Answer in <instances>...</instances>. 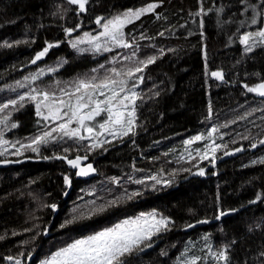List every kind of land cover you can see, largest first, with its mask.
<instances>
[{"label":"trees","instance_id":"obj_1","mask_svg":"<svg viewBox=\"0 0 264 264\" xmlns=\"http://www.w3.org/2000/svg\"><path fill=\"white\" fill-rule=\"evenodd\" d=\"M149 3L159 5L155 13L143 15L124 29L125 38L137 43L133 47L136 58L157 56L136 88L143 97L137 101L136 134L93 151L87 150V140L65 138L41 147L39 155L26 150L21 156H0V264H7V257L18 258L22 264H40L76 239L110 228L118 220L153 211L173 222L171 230L154 236L151 247L128 257L130 264H178L190 245L211 248L212 252L228 246L230 264L264 261V202L250 203L257 195L264 200V164L253 163L264 159V145L250 147V141L264 139V112L259 110L264 109V101L244 88L245 84L255 86L264 81V46L244 54L239 43L241 35L261 28L262 18L258 16V23L250 24V13L242 14L241 0H88L83 13L67 0H0V104L24 95L15 85L35 70L31 60L48 43L61 45L50 51L46 61L63 56L66 64L56 74L62 79H45L37 89H66L76 79L94 75L106 59L93 62L90 56L78 57L67 39L84 31L95 32L98 17H103V22ZM220 8L224 11L219 12ZM77 26L71 36L66 35L64 29ZM5 42L13 46H2ZM205 64L209 73L222 71L226 83L206 76ZM254 109L247 119H239ZM7 111L11 112L10 122L18 127L8 129L5 139L27 143L42 134L44 124L38 123L34 104L25 102L19 110ZM226 123L229 126L223 127ZM212 127L219 128L216 135L223 137L221 144H227L223 151L234 154L216 160L215 166L198 158L191 163L181 161L178 150L184 141ZM237 148L244 150L235 152ZM14 151L9 149L10 153ZM86 154L85 162L94 163L96 169L95 177L87 181L79 180L63 161L43 158ZM197 164L199 168L208 167L204 175L194 174L198 172L194 167ZM65 175L70 177L71 187L65 185ZM151 176L161 183L151 180ZM136 179L145 183H133ZM136 191L142 194L126 198ZM88 192L95 195H86ZM118 197L121 199L117 205L107 211L60 227L71 218L74 208L87 212L94 199L99 205ZM51 204L56 205L55 211L47 206ZM218 209L234 214L217 220ZM205 219V226L189 229V224ZM193 251L203 255L200 250ZM203 263L201 259L198 262ZM206 264H212V260Z\"/></svg>","mask_w":264,"mask_h":264},{"label":"snow or ice","instance_id":"obj_2","mask_svg":"<svg viewBox=\"0 0 264 264\" xmlns=\"http://www.w3.org/2000/svg\"><path fill=\"white\" fill-rule=\"evenodd\" d=\"M67 2L72 5H78L80 13L86 11V5L88 4V0H67ZM241 3L243 5L242 14L250 13L248 21L250 24L256 25L258 23V16L262 18L260 23H264V0H259V2H256V0H241ZM158 6L156 3H149L140 9L128 10L122 14L113 16L103 23L102 20L104 18L98 17L95 23L102 28V31L96 35L85 32L79 39L70 41L71 46L73 49L83 51V49H79V46L87 44L94 53L109 52L113 47L132 48L133 44H130L125 39V27L133 21L139 20L145 14L155 13V9ZM218 11L223 12L224 9L220 8ZM202 12L203 9L201 10ZM201 13H197V15ZM159 18L157 15V19ZM200 24L202 27L203 21ZM78 27L66 28L64 31L66 35L71 36ZM160 35H163V33H160ZM141 38L143 39L144 37ZM17 43L21 42L18 41ZM239 43L244 45L245 52H252L254 48L264 46V27L258 31L247 32L241 35ZM2 46L12 47L13 45L5 42ZM54 46L58 45L48 43L47 47L35 55L31 63L35 64L41 60L48 50ZM135 56L134 51L131 56L126 55L124 57V60L128 61L132 66L121 67L119 69L112 67L103 77L97 78L93 76L91 79L79 80L72 88L61 89L59 94L33 88L27 95H20L18 99H9L7 102L0 104V114H2L0 115V156H5L6 154L21 156L26 150H31L39 155L41 147H47L49 144L57 143L65 138L77 142L87 140L89 141L86 146L87 150L93 151L103 148L106 144H111L114 140L122 141L124 137L134 136L137 127V101L143 99L135 89L143 83L144 76L142 73L145 69L157 60V56L155 55L149 56L146 59L135 58ZM205 69L206 76L219 81L224 80L222 71H211L209 73L207 71V64H205ZM54 70L50 69L49 71ZM42 74L43 71L26 79H30V82H35ZM244 88L247 92L255 93L264 98V81L257 83L255 86L245 84ZM100 97H103V99ZM25 102L34 104L35 115L45 122L42 126L43 131L42 134L34 136L27 143H13L5 139V132L8 129L18 127V125L15 122H10L11 112L7 110H19V108L24 107ZM259 110L264 112V109ZM208 111L209 116H211V105H209ZM255 111L254 109L251 112L245 113L239 119L245 120ZM102 114H106V118L102 122H97V118L101 117ZM261 119L264 120V116H261ZM72 125H75V127ZM222 126L228 127L229 124L226 123ZM218 131V127H212L209 130L207 133L209 142L205 144L203 149L191 150L189 146L197 141L204 140V136L197 135L192 139L186 140L184 144L185 150L188 152L187 162L191 163L192 160L199 158L200 161L207 160L212 166H215L217 152L227 149V144H217L215 139H213L214 134ZM107 137H111L112 139H108ZM243 138L246 140L250 139L248 136ZM220 139H223V137L221 136ZM233 143H236V141L234 140ZM258 144L264 145V139H260L258 142L250 141V147L253 149ZM10 148H14L15 151L10 153ZM243 150V148H237L234 151L240 152ZM64 152L68 153L69 149L65 148ZM223 154L232 155L234 153L232 151H224ZM43 158L66 161L71 168L77 169L75 175L80 177H88L96 172L91 163L82 166V161L88 159L87 154L83 157L76 155L75 158H69L68 155H53L52 157L45 156ZM253 163L264 164V159L253 161ZM194 167L198 168V172L194 174H205V170L199 168L198 164L194 165ZM184 171H190V169H184ZM150 179L157 184L161 183L156 176H151ZM113 182L119 183L118 180H113ZM132 182L136 184L145 183L144 180L140 179L133 180ZM64 183L67 187H71L72 182L68 175L64 176ZM141 194L138 191L132 192L127 194L126 198L132 199ZM86 195L94 196L95 193L88 192ZM120 199L118 197L115 200H109L99 205H97L94 199L89 202L87 212L74 208L71 218L66 219L60 227L66 228L81 220L91 219L93 216L107 211L108 208L116 206ZM257 201L264 202L261 195H257L256 199L250 201V203H256ZM47 206L51 207L53 211L56 210L55 204ZM230 211H235V209ZM228 214L229 212L218 209V215L215 219L219 220L222 216ZM197 223H208V220H200ZM172 224L173 222L170 219L159 215L155 211L146 214L142 213L134 219H125L113 227L96 232L86 238L74 240L57 250L43 264H130L128 257L151 247L152 244L150 242L152 238L159 235L162 231L171 230ZM188 227H194V225L189 224ZM30 230L28 229V231ZM0 239H3V237L0 236ZM204 239L207 240L208 237H204ZM208 251L214 259L215 264H230L228 246L216 252H212L211 248ZM261 256L264 257V252L261 253ZM6 259L14 262V264H22V261L18 258L7 257ZM199 261V257L192 256L190 259H183L182 264H198ZM261 264H264V261Z\"/></svg>","mask_w":264,"mask_h":264},{"label":"rangeland","instance_id":"obj_3","mask_svg":"<svg viewBox=\"0 0 264 264\" xmlns=\"http://www.w3.org/2000/svg\"><path fill=\"white\" fill-rule=\"evenodd\" d=\"M76 7H77V9H79L78 8V5H75ZM147 6V5H146ZM143 7H145V6H143ZM140 8H142V7H140ZM140 8H137V9H140ZM137 9H134V10H137ZM104 22V21H103ZM102 22V23H103ZM262 27H264V23H262V26H261V28ZM102 31V28L100 27V26H98L97 25V30L95 31V32H91V31H84V32H81L80 34H78V35H76V36H73V37H71V38H68L67 39V43H68V46H69V48H70V50L71 51H73L78 57H84V56H90V57H92L93 58V62H97V59L99 60H102L103 61V59H106V60H104L105 61V63H102V64H100V65H98V67H97V69L94 71V72H96V73H94V75H91V76H88L87 74H86V76H83V77H81V78H79V79H76L73 83H70V86H67L68 88L67 89H70V88H72L73 86H74V84L76 83V82H78L79 80H87V79H91L93 76H96L97 78H101V77H103V75H105L112 67H116L117 69H119V68H121V67H126V66H132L131 64H129V62L128 61H126V60H124V57L126 56V55H131V52H133V47H137L136 46V44L137 43H132V41H128L126 38V41L127 42H129L130 44H133V47L132 48H128V49H123V48H119V47H113L112 48V50L111 51H109V52H100V53H94L92 50H91V48H90V46L89 45H87V44H83V45H80L79 46V49H83V51H80V50H78V49H73L72 48V46H71V43H70V41H73V40H77V39H79L85 32H88V33H90V34H92V35H96V34H98L99 32H101ZM258 31V30H257ZM125 32V31H124ZM255 32V31H254ZM126 37V36H125ZM54 45H58V46H54V47H52V48H50L49 50H48V52H47V54L41 59V60H39V61H37L35 64H32L33 65V67H35V70H33L32 72H31V74L29 73V74H27L24 78H22L18 83H16V88L18 89V90H20L21 92H23L24 93V95H27L30 91H31V89H32V87L33 88H37V87H41V82H43V81H45V79H49V78H53L54 76V78H56V79H62V77L61 76H57L56 77V74H58L59 72H60V70H62L63 68H64V66H65V64H66V60H65V58H63V56H61V57H59V58H56V59H53V60H49V61H46L47 59H48V56H49V53H50V51L52 50V49H57V48H59L60 47V43H53ZM47 47V46H46ZM242 50H243V53L244 54H250L251 52H245L244 51V45H242ZM148 57V56H147ZM42 61H46V63H44L43 65H40L39 63L40 62H42ZM92 61V60H91ZM91 61H89V62H91ZM111 62H113V63H111ZM100 63V62H99ZM108 63V64H107ZM101 65H103V67H101ZM37 67V68H36ZM50 69H55L54 71H49ZM41 71H43V74L40 76V78L38 79V80H36L35 82H30V79H26V78H30L31 76H33V75H36L37 73H40ZM71 77H69V78H67V79H70ZM67 79H65V80H67ZM40 81V82H39ZM63 87H64V85H62ZM58 90H60V87H58V86H56L54 89H51V90H49L50 92H55V91H58ZM45 91H47V90H45ZM135 91H136V89H135ZM60 92V91H59ZM59 92L58 93H56V94H59ZM101 99H103V97H100ZM38 118V117H37ZM104 118H106V114H102V116L101 117H98L97 118V122H102V120L104 119ZM38 120H39V124L41 123H45V122H43V121H41L39 118H38ZM95 123V122H94ZM73 127H75V125H72ZM211 129V128H210ZM210 129H208L206 132H204V133H202V134H199V135H202V136H204L205 137V139L204 140H201V141H197V142H195L194 144H192L191 146H189V148H191V150H193V149H203L204 148V146H205V144H207L208 142H209V140L207 139V133L209 132V130ZM197 136V135H196ZM195 137V136H194ZM108 139H112L111 137H107ZM193 138V137H192ZM192 138H190V139H192ZM213 139H215V141H216V143L217 144H221L222 143V141H223V139H220V137L219 136H217L216 134H214V136H213ZM186 141V140H185ZM184 141V142H185ZM200 143V145H198L199 143ZM194 145V146H193ZM196 145H198V146H196ZM11 149V148H10ZM223 152L224 151H218L217 152V154H216V156H217V159L216 160H219V161H221V160H224V159H226L227 157H228V155H224L223 154ZM233 152V151H232ZM234 153V152H233ZM180 156L182 157V159H180V160H183V159H188V152L185 150V144L183 143L182 144V146L180 147ZM194 154V153H193ZM199 159V158H198ZM200 162H202V163H206V164H208V166H211V164L209 163V161H207V160H205V161H200ZM92 163V162H91ZM94 164V163H93ZM208 167H206V168H204L205 170L207 169ZM142 213H139L138 215H136V216H134V217H131V218H126V219H134V218H136V217H138V216H140ZM144 214H146V213H144ZM125 219H121V220H118L115 224H117V223H121V222H123ZM114 224V225H115ZM113 225V226H114ZM113 226H111V227H113ZM100 231H102V230H100ZM97 232H99V231H97ZM96 233V232H95ZM95 233H93V234H95ZM45 236H47V235H45ZM88 237V236H87ZM86 238V237H85ZM204 238V237H203ZM83 239V238H82ZM205 240V239H204ZM200 250L202 253H203V255L202 254H197L196 253V251L194 252L193 250ZM203 249V250H202ZM208 249V248H207ZM207 249L205 248V247H199V246H196V245H190V246H188V248L181 254V256L178 258V264H182V261H183V259H185V258H191L192 256H197V257H201L202 256V258H200L201 259V261L202 262H204L203 264H206L208 261H210V259L212 260V264H215V261H214V259L212 258V256H211V254L209 253V251H208V254H207ZM146 250V249H145ZM55 253V252H54ZM53 253V254H54ZM53 254H51L49 257H47L46 259H44L40 264H43V262L44 261H46L47 259H49ZM7 264H14V262H10L9 260H8V262H7Z\"/></svg>","mask_w":264,"mask_h":264},{"label":"water","instance_id":"obj_4","mask_svg":"<svg viewBox=\"0 0 264 264\" xmlns=\"http://www.w3.org/2000/svg\"><path fill=\"white\" fill-rule=\"evenodd\" d=\"M223 75H224V74H223ZM211 79H213L214 81H216V82H218V83H220V84H225V83H226V82H225V79H224L223 81H219V80H216V79H214V78H211ZM256 96H257L259 99H261V100L264 101V98H262V97H260V96H258V95H256ZM74 158H75V157H74ZM56 160H57V159H56ZM61 161L64 162V164L66 165V167H67V169H68L69 171H71V172H73V173H76L77 169H73V168H71V167L67 164L66 161H64V160H61ZM89 163H91V162H85V160H84V161H82V166H86V165L89 164ZM91 164H92L93 168H95L94 164H93V163H91ZM95 175H96V172H95V174L90 175V176H88V177H80V176H77V175H75V176H76L79 180H81V181H87V180H92V179L95 177ZM232 214H234V212H229L228 215L222 216V217L220 218V220L223 219V218H225V217H228V216H230V215H232ZM206 224H207V223H204V224H201V223H195V224H193L194 227H189V229H195V228L203 227V226H205Z\"/></svg>","mask_w":264,"mask_h":264},{"label":"bare ground","instance_id":"obj_5","mask_svg":"<svg viewBox=\"0 0 264 264\" xmlns=\"http://www.w3.org/2000/svg\"><path fill=\"white\" fill-rule=\"evenodd\" d=\"M182 23V22H181ZM196 32V31H195ZM188 33V32H187ZM227 33V32H226ZM190 36H191V34H189ZM229 35V34H228ZM227 35V36H228ZM201 36V35H200ZM205 38V37H204ZM225 38V37H224ZM201 39V38H200ZM200 39H198V40H200ZM203 39V38H202ZM231 40H232V38H231ZM226 43V42H225ZM178 46V45H177ZM234 46V45H233ZM149 51H151V50H149ZM159 52H162V51H160V50H158ZM263 51V50H262ZM156 52V51H155ZM171 53H174V51H171ZM260 53V52H259ZM263 53V52H262ZM151 54V53H150ZM155 54V53H154ZM153 55V54H152ZM160 55V54H159ZM158 55V56H159ZM156 56V55H155ZM256 56V55H255ZM136 58V57H135ZM255 58V57H254ZM146 59V58H145ZM180 60V59H179ZM246 60V59H245ZM238 61V60H237ZM179 62V61H178ZM253 62V61H252ZM221 64V63H220ZM240 65V64H239ZM238 66V65H237ZM244 67V66H243ZM204 68V67H203ZM244 69V68H243ZM204 70H205V68H204ZM208 70V69H207ZM252 70V69H251ZM253 71V70H252ZM239 72V71H238ZM248 72V71H247ZM256 72V71H255ZM202 73V72H201ZM246 73V72H245ZM236 74V73H235ZM252 74V73H251ZM201 75V74H200ZM246 76H247V73H246ZM203 77V76H202ZM209 77V76H208ZM207 77V78H208ZM240 77V76H239ZM252 77H253V75H252ZM254 77H255V75H254ZM253 77V78H254ZM259 77V76H258ZM248 78V77H247ZM260 79H261V77H259ZM259 79V80H260ZM205 80H207L206 78H205ZM208 81V80H207ZM214 81V80H213ZM241 81V80H240ZM246 81V80H245ZM251 81V80H250ZM254 81V80H253ZM252 81V82H253ZM261 81V80H260ZM254 83V82H253ZM185 133H186V131H184ZM177 135H180V134H177ZM187 135V134H186ZM189 135V134H188ZM191 135V134H190ZM174 138V137H173ZM176 139V138H175ZM175 142H178V141H175ZM199 143V142H198ZM201 143V142H200ZM200 143L198 144V145H200ZM178 144V143H177ZM198 145H196V146H198ZM180 146V145H179ZM194 146V145H193ZM191 149V148H190ZM194 150V149H193ZM178 151H180V150H178ZM173 154V153H172ZM169 155V154H168ZM167 155V156H168ZM181 155V154H180ZM177 156V155H176ZM171 158V157H170ZM165 159V158H164ZM177 159V158H176ZM182 161V160H181ZM187 162V161H186ZM168 163V162H167ZM176 164V163H175ZM181 164V163H180ZM169 165V164H168ZM177 165V164H176ZM177 167V166H176ZM174 168V167H173ZM181 168V167H180ZM197 168V167H196ZM174 170V169H173ZM169 171V170H168ZM171 172H172V170H171ZM163 174H164V172H163ZM166 174V173H165ZM171 174V173H170ZM170 174H169V176H170ZM176 174V173H175ZM181 175L183 174V172L182 173H180ZM167 175V174H166ZM174 175V174H173ZM168 176V175H167ZM172 176V175H171ZM176 176V175H175ZM174 176V177H175ZM182 176H184V174L182 175ZM173 177V178H174ZM186 177V176H185ZM140 178V177H139ZM176 178H178V176H176ZM184 178V177H183ZM163 179V178H162ZM175 181H177V180H175ZM179 181V180H178ZM170 182V181H169ZM168 184V183H167ZM219 193V192H218ZM142 197H144V196H142ZM247 201V200H246ZM214 203H216V202H214ZM157 209V208H156ZM245 209V208H244ZM159 211V210H158ZM162 211V210H161ZM160 211V212H161ZM165 212V211H164ZM147 213V212H146ZM162 213V212H161ZM167 214V213H166ZM165 215V214H164ZM172 218V217H171ZM35 221V220H34ZM220 234V233H219ZM214 249V248H213ZM28 259V258H27ZM25 263V262H24Z\"/></svg>","mask_w":264,"mask_h":264}]
</instances>
